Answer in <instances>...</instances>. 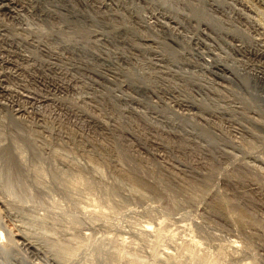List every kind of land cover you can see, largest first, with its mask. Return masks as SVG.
Segmentation results:
<instances>
[{
  "label": "rangeland",
  "instance_id": "374dc122",
  "mask_svg": "<svg viewBox=\"0 0 264 264\" xmlns=\"http://www.w3.org/2000/svg\"><path fill=\"white\" fill-rule=\"evenodd\" d=\"M14 1L17 14L0 11V84L17 91L0 94V148L8 153L5 158L0 150V196L15 215L0 221V228L15 219L41 242L27 221L47 220L54 225L47 241L65 240L78 253L66 256L65 264H90L101 251L97 258L103 251L121 252L124 259L137 252L150 264L163 248L181 246L189 233L200 243L195 254L216 258L214 264H264V59L246 53L247 44L257 45L264 36V0ZM219 64L231 73L216 70ZM183 100L193 105L178 106ZM152 139H161L163 150L154 149ZM133 167L161 189L140 187L138 196L120 176ZM38 168L41 185L32 177ZM74 168L92 191L69 188L66 194L55 183L52 171ZM22 183L28 190L17 194ZM103 187L117 193L105 200ZM218 201L225 202L222 209ZM151 217L162 227L155 228L156 237L128 233ZM233 241L239 248L228 246ZM15 249L9 257L0 255V264H45ZM124 259L118 264L130 263Z\"/></svg>",
  "mask_w": 264,
  "mask_h": 264
},
{
  "label": "bare ground",
  "instance_id": "6f19581e",
  "mask_svg": "<svg viewBox=\"0 0 264 264\" xmlns=\"http://www.w3.org/2000/svg\"><path fill=\"white\" fill-rule=\"evenodd\" d=\"M99 2V1H98ZM108 4V3H107ZM100 5H104L103 3H101ZM16 6H17V4H16V1H14V0H0V11H3V12H6V13H8V14H10V15H12V14H17V11H16ZM105 6V5H104ZM99 7V6H98ZM100 8V7H99ZM256 9V8H255ZM236 10V9H235ZM195 13V12H194ZM195 15H197V14H195ZM21 16V15H20ZM199 16V15H198ZM241 17V16H240ZM169 19V18H168ZM156 20V19H155ZM240 20V19H239ZM211 21V20H210ZM242 22H244L245 24H247L246 23V21H242ZM1 28V27H0ZM254 28V27H253ZM3 29V28H2ZM83 31V30H82ZM81 31V32H82ZM253 31H257V29H254ZM259 31V30H258ZM58 32V31H57ZM79 32V31H78ZM59 33V32H58ZM258 33V32H257ZM261 33V32H260ZM262 33H264V31L262 32ZM261 33V34H262ZM80 34V33H79ZM83 34V33H82ZM82 34H80V35H82ZM258 35V34H257ZM260 35V34H259ZM38 37V36H37ZM231 39L232 40H234V41H238V39H237V37L236 36H233L232 35V37H231ZM147 40V39H146ZM257 40V42H258V44L257 45H252V44H250V45H248L247 44V52L246 53H249V54H252L253 56H254V58L256 57L257 59L259 58L260 60L261 59H264V36L262 35V36H259V38H257L256 39ZM149 42V41H148ZM239 42V41H238ZM255 42V41H254ZM256 42V43H257ZM235 45H237V44H235ZM240 44H238L237 46H239ZM244 45V44H243ZM242 47V46H241ZM241 47L239 46V47H237L238 49V51L239 50H241ZM245 47V46H244ZM243 47V48H244ZM242 48V49H243ZM49 50V49H48ZM241 51H244V50H241ZM162 53V52H161ZM215 68H216V70H218V71H221V72H223L224 74L226 73V74H228V73H231L230 71H229V68H226L225 66H223V65H216V66H214ZM109 71V73H113L112 71H110V70H108ZM115 72V71H114ZM261 72H263V71H261ZM260 72V73H261ZM263 74V73H262ZM2 76V75H1ZM4 78H2V80H3ZM241 80V79H240ZM1 81V80H0ZM4 81V80H3ZM3 84H5V83H3ZM222 86V85H221ZM226 86V85H225ZM65 87V86H64ZM63 88V87H62ZM232 88V87H231ZM202 91V90H201ZM0 94L2 95V97H3V95H5V96H9V95H16L17 94V91H15V90H11V89H9L8 88V86H4V85H2V84H0ZM20 94V93H19ZM4 96V97H5ZM20 96L21 97H25L27 100L29 99V100H31L32 99V97L31 96H29V95H21L20 94ZM17 97V96H16ZM42 98V97H41ZM44 98H46V97H44ZM22 99V98H21ZM48 99V98H47ZM47 99H41V101H46ZM227 100V99H226ZM38 101H40V100H38ZM184 100H183V102H178L177 104H178V106H180V107H183V108H187V109H189L192 105L191 104H184ZM186 103V102H185ZM191 105V106H190ZM19 108V107H18ZM23 109V108H22ZM17 110V109H16ZM24 110V109H23ZM192 110V109H191ZM249 111V110H248ZM261 111V110H260ZM20 112V110H17V113H19ZM251 112V111H250ZM20 113H23V112H20ZM18 115H20V114H18ZM196 115V114H195ZM202 115V114H201ZM261 116V115H260ZM259 116V117H260ZM92 119V118H91ZM210 119V118H209ZM194 129V128H193ZM108 131V130H107ZM234 134V133H233ZM155 135V134H154ZM180 135V134H179ZM242 135V134H241ZM255 135V134H254ZM148 136V135H147ZM0 137H2L1 136V134H0ZM146 137V136H145ZM153 137V136H152ZM148 138V137H147ZM161 140V139H160ZM159 140V141H160ZM28 141V140H27ZM159 141H157L156 139H152V140H150L149 141V143H150V145L154 148V149H156V150H163V148L165 147V146H163V144L161 143V142H159ZM185 141V140H184ZM29 142V141H28ZM250 145V144H249ZM252 145V144H251ZM16 146V145H15ZM19 146V145H18ZM28 146V145H27ZM101 146V145H100ZM173 146V145H172ZM20 147V146H19ZM16 148V147H15ZM18 148V147H17ZM106 148V147H105ZM7 149V148H6ZM0 150L2 151L3 150V152H5L4 151V148L3 149H1L0 148ZM16 150V149H15ZM18 150H20L19 148L17 149V151ZM22 150V149H21ZM7 151H8V149H7ZM16 151V152H17ZM37 151V150H36ZM2 152V153H3ZM13 152H14V150H13ZM126 152H127V150H126ZM18 153V152H17ZM56 153V152H55ZM118 153V152H117ZM122 153V152H121ZM6 154V155H5ZM5 158H6V156H7V154L8 153H6L5 152ZM15 155H17L16 153H14ZM19 154V153H18ZM127 154V153H126ZM232 154V153H231ZM9 155H11V152H10V154ZM15 155H14V158H17V157H15ZM20 155V154H19ZM19 155H17L18 157H19ZM121 155V154H120ZM119 155V156H120ZM125 155V154H124ZM128 155V154H127ZM3 156V155H2ZM126 156V155H125ZM10 157V156H9ZM9 157H7V159L9 158ZM12 157V156H11ZM10 157V158H11ZM122 157V156H121ZM124 157V156H123ZM130 157V156H129ZM62 158V157H61ZM215 158H216V156H215ZM13 158H11V160H12ZM19 158H17V159H15V163H17L18 164V162L20 161V159L18 160ZM68 159V158H67ZM10 160V161H11ZM13 161V160H12ZM8 163H9V161H7ZM7 163V164H8ZM50 163V162H49ZM10 164H11V162H10ZM76 164V163H75ZM2 165V164H1ZM12 165V167H13V165L14 164H11ZM72 165V164H71ZM94 165V164H93ZM138 165V164H137ZM9 166V165H8ZM91 166V165H90ZM140 166V165H139ZM21 167H22V165H21ZM55 167V166H54ZM71 167V166H70ZM70 167H69V169H70ZM86 167V166H85ZM93 167V166H92ZM15 168V170L16 169H19L20 168V166H19V168H16V167H14ZM59 168V167H58ZM83 168V167H82ZM91 168V167H90ZM94 168V167H93ZM96 168H97V166H96ZM95 168V169H96ZM131 168V167H130ZM134 168V167H133ZM138 167H136V168H134V169H132V170H130V171H128V172H126L125 173V171H124V173H121V175L120 176H122L124 179H126L127 181H128V183L131 185V187H132V190L133 191H135V193L138 191V188H150V189H155L156 187L157 188H160V187H158V186H160V185H158L157 184V186H155L154 184H155V182H154V184H152V181H151V183L150 182H148V179L146 180V179H144L142 176H141V174L138 172V171H140V170H138L137 169ZM142 168V167H141ZM174 168V167H173ZM224 168V167H223ZM10 169V168H9ZM12 169V168H11ZM42 169V168H41ZM40 168H38V170H36V171H34V172H36V173H34L33 174V180H34V182L36 183V185H41V176H42V170H41ZM88 169V168H87ZM192 169V168H191ZM6 170V169H5ZM19 170H21V169H19ZM19 170H17V171H19ZM92 169H90V171H91ZM125 170V169H124ZM129 170V169H128ZM149 170V169H148ZM193 170V169H192ZM47 171V170H46ZM76 171H77V173H78V171H80L79 169H76L75 170V168L74 169H72V171H68V170H66V171H52V173H53V175L52 174H50V175H52V177H53V179L56 181L55 183L58 185V184H60L61 185V188H63V190L65 191H68V189L69 188H79V189H83V190H86V191H92L93 189H94V187L90 184V183H88V181L87 180H85V179H83L82 178V174H79L78 173V175L76 174ZM81 171H82V169H81ZM85 171H87V170H85ZM89 171V170H88ZM120 171V170H119ZM118 171V172H119ZM157 171V170H156ZM10 172V171H9ZM21 172V171H20ZM100 172V171H99ZM121 172V171H120ZM123 172V171H122ZM22 173H24L22 176L24 177V176H26L25 175V172L24 171H22ZM142 173V172H141ZM19 174L20 173H18V176H19ZM27 174H29V173H27ZM154 174H155V172H154ZM17 175V174H16ZM92 175V174H91ZM93 175H97L98 176V172H96L95 170H93ZM143 175V174H142ZM152 175V174H151ZM156 175V174H155ZM5 176V175H4ZM118 176V175H117ZM173 176V175H172ZM29 177V176H28ZM169 177V176H168ZM207 177V176H206ZM3 178V177H2ZM18 178V177H17ZM94 178V177H93ZM96 178V177H95ZM95 178H94V180H95ZM99 178V177H98ZM98 178H96V179H98ZM112 178V177H111ZM119 178V177H118ZM167 178V177H166ZM174 178V177H173ZM10 179H11V177H10ZM15 179V178H14ZM100 179H102L101 177H100ZM100 179H98V180H100ZM116 179V178H115ZM123 179V180H124ZM9 180V179H8ZM16 180V179H15ZM20 180V179H19ZM25 180V179H24ZM53 180V181H54ZM92 180V179H91ZM112 180V179H111ZM120 180V179H119ZM118 180V181H119ZM163 180V179H162ZM3 181V180H2ZM10 181V180H9ZM18 181V180H17ZM20 181H22V180H20ZM52 181V182H53ZM117 181V180H116ZM126 181V182H127ZM184 181V180H183ZM201 181V180H200ZM203 181V183L205 182L204 180H202ZM4 182V181H3ZM93 182H95V181H93ZM97 182V181H96ZM123 181H121V183H122ZM207 182V181H206ZM34 183V184H35ZM118 183V182H117ZM202 183V184H203ZM208 183V182H207ZM4 184V183H3ZM7 184V183H6ZM14 184H16L15 182H14ZM99 184V183H98ZM116 184V183H115ZM119 184V183H118ZM171 184V183H170ZM186 184V183H185ZM199 184H201V183H199ZM211 184V183H210ZM209 184V185H210ZM9 185V184H8ZM19 185V184H18ZM59 185V186H60ZM120 185V184H119ZM128 185V184H127ZM206 185V184H205ZM4 186V185H3ZM27 186H28V184H27ZM115 186V185H114ZM198 186V185H197ZM202 186V185H201ZM207 186H208V184H207ZM7 187V186H6ZM115 187H117V186H115ZM125 187V186H124ZM182 187V186H181ZM191 187V186H190ZM190 187L188 188L189 189V191L190 190H193V189H190ZM206 187V186H205ZM211 187V186H210ZM1 188H5V187H1ZM0 188V189H1ZM40 188V187H39ZM100 188V187H99ZM102 188V187H101ZM114 188V187H113ZM127 188V187H126ZM140 188V189H141ZM171 188V187H170ZM206 188H209V187H206ZM26 189V187L24 188V185H23V183L22 184H20V186L16 189V190H18L17 191V194H18V192H23V190H25ZM114 189H117V188H114ZM161 189V188H160ZM203 189V188H202ZM9 190V189H8ZM26 190H28V188L26 189ZM102 190V194L101 195H103V197L102 198H105V196H108V195H114V192L116 191H114V190H111V189H109V188H104L103 187V189H100V191ZM119 190V189H118ZM131 190V191H132ZM157 190H159V189H157ZM187 190V189H186ZM199 190V189H198ZM211 190V189H210ZM10 191V190H9ZM12 191H14L13 190V188H12ZM11 191V192H12ZM46 191V190H45ZM65 191V192H66ZM85 191V192H86ZM96 191V190H95ZM114 191V192H113ZM119 191H121V190H119ZM132 191V192H133ZM139 191H142V190H139ZM138 191V192H139ZM153 191V190H152ZM177 191V190H176ZM185 191V190H184ZM8 192V191H7ZM16 191H14V193H15ZM21 192H20V194H21ZM48 192V191H47ZM72 192V191H71ZM81 192V191H80ZM87 192V193H88ZM155 192V191H154ZM153 192V193H154ZM157 192H159L160 193V191H156L155 192V194L157 193ZM172 192V191H171ZM183 192V191H182ZM192 192V191H191ZM194 192V191H193ZM200 192V191H199ZM27 193V192H26ZM115 193H117V192H115ZM134 193V192H133ZM185 193H187V191L185 192ZM190 193V192H189ZM194 193H196V192H194ZM202 193V192H201ZM7 194V193H6ZM12 194V193H11ZM23 194V193H22ZM25 194V193H24ZM29 194V193H28ZM46 194V193H45ZM66 194H68L67 192H66ZM73 194V193H72ZM83 194V193H82ZM90 195L92 194V193H89ZM100 194V193H99ZM137 194V193H136ZM139 194V193H138ZM137 194V195H138ZM141 194V193H140ZM188 194V193H187ZM0 195H1V192H0ZM30 195V194H29ZM84 195V194H83ZM129 195V194H128ZM142 195V194H141ZM189 195V194H188ZM204 195V194H203ZM213 195V194H212ZM2 196V195H1ZM0 196V221L1 222H3V220H5V218L8 220V221H11V216L12 215H15V214H13L12 212V210H11V208H9L8 206H10L9 205V203H7V200H4V198H2ZM79 196V195H78ZM77 196V197H78ZM93 196V195H92ZM98 196V195H97ZM139 196V195H138ZM143 196V195H142ZM175 196V195H174ZM190 196H191V194H190ZM194 196V195H193ZM202 196V195H201ZM207 196H208V194H207ZM214 196V195H213ZM14 197V196H13ZM87 197V196H86ZM117 197V196H116ZM130 197V196H129ZM134 197V196H133ZM157 197V196H156ZM165 197V196H164ZM210 197V196H209ZM220 197V196H219ZM219 197H218V199H219ZM19 198V197H18ZM28 198V197H27ZM70 198V197H69ZM142 199H143V197H141ZM148 198V197H147ZM159 198V197H158ZM182 198V197H181ZM207 198V197H206ZM211 198H212V196H211ZM20 199V198H19ZM29 199V198H28ZM27 199V200H28ZM75 199V198H74ZM87 199H89V198H87ZM87 199H86V201H87ZM107 199V197L105 198V200ZM110 199V198H109ZM121 199V198H120ZM152 199V198H151ZM177 199V198H176ZM209 199V198H208ZM213 199H216V196H215V198H213ZM213 199L211 200V202H213ZM223 199V198H222ZM235 199V198H234ZM114 200V199H113ZM132 200V199H131ZM135 200V199H134ZM139 200V199H138ZM226 199H224V201H225ZM76 201V200H75ZM92 201V200H91ZM104 201V200H103ZM210 201V200H209ZM208 201V202H209ZM222 201V200H221ZM217 202V205L222 209V207H224V203L226 202ZM9 202V201H8ZM26 202V201H25ZM72 202H73V199H72ZM147 202V201H146ZM228 202V201H227ZM232 202V201H231ZM83 203V202H82ZM117 203V202H116ZM119 203V202H118ZM233 203V202H232ZM209 204H211L210 202H209ZM214 204V203H213ZM228 204V203H227ZM227 204H225L226 206H227ZM229 204L231 205V203L229 202ZM23 205V204H22ZM76 205V204H75ZM87 205H89V204H87ZM99 205V204H98ZM208 205V204H207ZM74 206V205H73ZM91 206V205H90ZM93 207L95 206V204L93 203V205H92ZM245 206H247V205H245ZM13 207V206H12ZM78 207V210L80 209L79 208V205L77 206ZM81 207V206H80ZM83 207V206H82ZM119 207V206H118ZM128 207V206H127ZM214 207H216V206H214ZM232 207V206H231ZM230 207V208H231ZM242 207V206H241ZM240 207V209H243V207L241 208ZM95 208V207H94ZM99 208V207H98ZM102 208V207H101ZM113 208V207H112ZM210 208H213V207H210ZM225 208H227V211H228V207H225ZM232 208H234V207H232ZM245 208V207H244ZM247 208V207H246ZM246 208H245V210H246ZM83 208H81V210H82ZM90 209V208H89ZM124 209V208H123ZM208 209V208H207ZM216 209V208H215ZM215 209H212V210H214L215 212H216V210ZM235 209V208H234ZM237 209V208H236ZM239 209V208H238ZM15 210H18L17 208H15L14 209V211ZM80 210V211H81ZM113 210V209H112ZM117 210V209H116ZM230 210V209H229ZM248 210V209H247ZM12 211V212H11ZM19 211V210H18ZM86 210H83V212H85ZM92 211V210H91ZM142 211V210H141ZM213 211V212H214ZM224 211V210H223ZM225 211H226V209H225ZM224 211V212H225ZM227 211H226V213H227ZM232 211V210H231ZM231 211H228V212H231ZM238 211V210H237ZM240 211V210H239ZM242 211H244V209L242 210ZM23 212V211H22ZM94 212H96V211H94ZM100 212H102V211H100ZM175 212V211H174ZM211 212V211H210ZM217 212H219V211H217ZM241 212V211H240ZM249 212V211H248ZM248 212H246L245 211V213H248ZM16 213H18V212H16ZM21 213V212H20ZM88 213V212H87ZM239 213V212H238ZM237 213V214H238ZM244 213V212H243ZM26 214V213H25ZM91 214V213H90ZM92 214H94L93 212H92ZM97 214H98V212H97ZM102 213H100L99 215H101ZM106 214V213H105ZM171 214V213H170ZM220 214V213H219ZM229 214V213H228ZM234 214V213H233ZM237 214H236V217L237 218H239V217H241V216H237ZM240 214V213H239ZM242 214V213H241ZM249 214V213H248ZM19 215H23V214H19ZM108 215V214H107ZM221 215V214H220ZM235 215V214H234ZM233 215V216H234ZM243 215H245V214H243ZM25 216V215H24ZM164 216V215H163ZM230 216V215H229ZM229 216H228V218H229ZM16 217V216H15ZM14 216H13V218H15ZM42 217V216H41ZM40 217V218H41ZM149 217V216H148ZM245 217V216H244ZM26 218V217H25ZM47 218H48V216H47ZM125 218V217H124ZM152 218V217H151ZM164 218V217H163ZM166 219V218H165ZM231 219H233V218H231ZM234 219H236V218H234ZM243 218H241V220H242ZM245 219V218H244ZM6 220V221H7ZM52 220V219H51ZM14 221H15V219H14ZM13 221V223L11 224V222H10V227H8V228H6V227H3V228H0V255H2V257H5L6 255H8V253H10L12 250H13V248H14V246L16 247V249L17 248H21V249H23V253H24V251L26 252V253H28V254H30L31 256H35V257H38V258H40L45 264H65L66 263V261H67V263L70 261L68 258V260L66 259V256H70V255H72L73 256V250L71 249V248H69V244L67 245V243L66 244H62L63 242L65 243V240L63 241V242H58V243H56V242H53V241H51L50 239V241H47V239H48V237H47V239L44 237L48 232L49 233H51L50 231H52V227L54 226H52V227H50V226H48L47 224H46V221H45V219H38V217H30V219H28V221L27 220H24V221H27L29 224H30V226H31V228H34V231H35V229H37L38 231H39V233H41V234H39V235H37L38 237H40L41 238V242H40V240H38L37 238H35L33 235H31L30 234V232L31 231H29V233L26 231V230H23V229H21V227H18L16 224H14L15 222ZM16 221H18V220H16ZM54 221H56V220H54ZM54 221H52V222H54ZM75 221V220H74ZM73 221V222H74ZM100 221V220H99ZM159 221H161L160 219H159ZM236 221V220H235ZM245 221V220H244ZM0 222V223H1ZM51 222V223H52ZM182 222V221H181ZM243 222V221H242ZM247 222V221H246ZM246 222H244L245 224H246ZM249 222V221H248ZM247 222V224H249L250 226H251V222H249L248 223ZM48 223V222H47ZM97 223V222H96ZM241 223V222H240ZM244 223H241V225L242 224H244ZM255 223H256V221H255ZM50 224V223H49ZM73 224V223H72ZM101 224V223H100ZM100 224H98V225H100ZM158 224H160V223H157V221L156 220H154L153 218L151 219V220H149L148 222L146 221L144 224H141L139 227L138 226H136L135 228V231H127L128 233H130V235L131 236H133L134 238L135 237H143L144 238V236H150V235H152V233L153 232H155L156 234H157V232H159L158 230H156V229H159L158 227L160 226H157ZM176 224H178V223H176ZM186 224V223H185ZM237 224V223H236ZM246 224V225H247ZM21 225V224H20ZM77 225V224H76ZM97 225V224H96ZM129 225V224H128ZM162 225V224H161ZM240 225V224H239ZM238 225V226H239ZM258 225V224H257ZM29 225H28V227H30ZM102 226V225H101ZM132 226V225H131ZM167 226V225H166ZM165 226V227H166ZM187 226H188V224H187ZM253 226H255V224H254V222H253ZM27 227V226H26ZM84 227V226H83ZM97 227V226H96ZM100 227V226H99ZM104 227V226H103ZM157 227V228H156ZM249 227V226H248ZM252 227V226H251ZM261 227V226H260ZM22 228H24V227H22ZM132 228V227H131ZM131 228H128V229H131ZM134 228V227H133ZM156 228V229H155ZM162 227H160V229H161ZM242 228V227H241ZM254 227H252V229H253ZM256 228H257V226H256ZM102 229V228H101ZM112 229H114V228H112ZM117 229V228H116ZM115 229V230H116ZM159 229V230H160ZM167 229V228H166ZM246 229V226H245V228H244V226H243V230H245ZM255 229V228H254ZM28 230V229H27ZM114 230V231H115ZM119 230V229H118ZM122 230V229H121ZM120 230V231H121ZM211 230V229H210ZM242 230V231H243ZM247 230V229H246ZM245 230V233L247 232ZM37 231V232H38ZM101 231V230H100ZM107 231V230H106ZM248 231H249V229H248ZM53 232V231H52ZM103 232V231H102ZM124 232H126V231H124ZM253 232V231H252ZM33 233V232H32ZM35 233V232H34ZM105 233V232H104ZM103 233V234H104ZM108 233V232H107ZM111 233V232H110ZM118 233H121V232H118ZM128 233H126V234H128ZM160 233V232H159ZM178 233V232H177ZM109 234V233H108ZM116 234V233H115ZM124 234V233H123ZM156 234H154L153 233V235H155V236H153V238L154 237H156L157 235ZM166 234V233H165ZM168 234V233H167ZM190 234V233H189ZM189 234H187V236H190L191 237V235H189ZM252 234V233H251ZM104 235H106V234H104ZM114 235V234H113ZM120 236H121V234H119ZM125 235V234H124ZM123 235V236H124ZM160 235V234H159ZM172 235V234H171ZM195 235V234H194ZM48 236V235H47ZM60 236V235H59ZM117 236H118V234H117ZM162 236V235H161ZM193 236V235H192ZM198 236V235H197ZM201 236V235H200ZM199 236V237H200ZM215 236V235H214ZM73 237V236H72ZM79 237V236H78ZM94 237V236H93ZM116 237V236H115ZM130 237V236H129ZM138 237V238H139ZM160 237V236H159ZM183 237V236H182ZM188 238V237H184L183 238V240H182V245L181 246H178V245H175V243H174V245H169V246H167L165 249L163 248L162 250H160V252L157 254L158 256H156L153 252H152V254H154L156 257H155V259L154 258H152V257H154L153 255L151 256V258H152V261H153V259H154V261L152 262L151 260V262H150V264H181V263H183V264H209V262L210 261H212V263L214 264V262L213 261H215L216 260V258H215V260H210V261H207V258H205V257H203L202 255H204V254H200V255H197V254H195V251H193L192 249L194 248V247H196V246H198L200 243H198V241L199 240H197L196 238H195V236L193 237V238ZM85 238V237H84ZM87 238V237H86ZM106 238V237H105ZM109 238V237H108ZM123 238V237H122ZM142 238V239H143ZM146 238V237H145ZM207 238V237H206ZM71 239H73V238H71ZM75 239V238H74ZM93 239V238H92ZM110 239H112V238H109V240ZM120 239V238H119ZM127 239V238H126ZM137 239V238H136ZM152 239V238H151ZM150 239V240H151ZM172 239V238H171ZM180 239V238H179ZM182 239V238H181ZM75 240H77V239H75ZM108 240V239H107ZM123 240L124 239H120L119 240V246H121V242L120 241H122V243H123ZM140 240V239H139ZM157 240V239H156ZM79 241V240H78ZM88 241V240H87ZM99 241V240H98ZM97 241V242H98ZM105 241V240H104ZM113 242L114 241H117V240H112ZM111 241V242H112ZM135 241V240H134ZM149 241V240H148ZM264 241V240H263ZM42 242H44V244H45V247H44V245H42L41 243ZM106 242V241H105ZM110 241H109V244L111 243ZM113 242H112V244H113ZM126 242H127V240H126ZM137 242V241H136ZM139 242V241H138ZM141 242V241H140ZM167 242V241H166ZM170 242V241H169ZM234 242V243H233ZM233 242H231L230 243V245H228V246H230V248L232 249V250H234V249H236L238 246L236 245V243H235V241H233ZM69 243H70V241H69ZM129 243H131V242H129ZM151 243V242H150ZM157 243V242H156ZM180 243V242H179ZM206 243V242H205ZM208 243V242H207ZM263 243V242H262ZM97 244V243H96ZM100 244V243H99ZM98 244V245H99ZM105 244V243H104ZM170 244V243H169ZM172 244V243H171ZM178 244V243H177ZM116 245V244H115ZM118 245V244H117ZM116 245V246H117ZM125 245V244H124ZM124 245H123V247H124ZM126 245H128V244H126ZM125 245V246H126ZM134 245H135V243H134ZM154 245V244H153ZM202 245V244H201ZM227 245V244H226ZM76 246V245H75ZM101 246V245H100ZM110 246H111V244H110ZM114 246V245H113ZM112 246V247H113ZM130 246V245H129ZM157 246V245H156ZM203 246V245H202ZM206 246V248H207V245H205ZM213 246V245H212ZM224 246V245H223ZM237 246V247H236ZM118 247V246H117ZM117 247H115V248H117ZM123 247H122V249H123ZM133 247V246H132ZM161 247H163V246H161ZM227 247V246H226ZM77 248V247H76ZM83 248V247H82ZM89 248V247H88ZM110 248V247H109ZM114 248V249H115ZM119 249H120V247H118ZM127 248V247H126ZM135 248V247H134ZM140 248V247H139ZM157 249L159 248V247H156ZM199 248H200V246H199ZM224 248V247H223ZM239 248V247H238ZM15 249V251H17ZM20 249V250H21ZM78 249H79V247H78ZM93 249V248H92ZM104 249V248H103ZM102 249V250H103ZM125 249V248H124ZM130 249V248H129ZM128 249V250H129ZM180 250V252H178L179 250ZM203 249V248H202ZM19 250V251H20ZM74 250H75V248H74ZM77 250V249H76ZM86 250V249H85ZM98 250L100 251V249L98 248ZM117 250V249H116ZM126 250V249H125ZM127 250V251H128ZM132 250V249H131ZM131 250H129V251H131ZM134 250V249H133ZM133 250H132V252H133ZM152 250V249H151ZM155 250V249H154ZM186 251V252H182V251ZM196 250V249H195ZM224 251H225V249H223ZM245 250V249H244ZM19 251H17V253L19 252ZM78 251V250H77ZM119 251H122L121 249L119 250ZM122 252V254L123 253H127L128 255L130 254V252ZM157 251V250H156ZM159 251V250H158ZM176 251V252H175ZM197 251V250H196ZM223 251V252H224ZM229 251H230V249H229ZM14 252V251H13ZM102 252V251H101ZM101 252H98V253H101ZM186 253V258H185V260L183 261H181L180 260V258L178 257V254L179 253ZM206 252V251H205ZM212 252V251H211ZM220 252V251H219ZM237 252V251H236ZM77 253V252H76ZM75 252H74V254H76ZM96 253V252H95ZM98 253H97V255H98ZM105 252L103 251V253H102V255L104 254ZM113 253H115V254H113ZM113 253H108L107 255H101V254H99V256L100 257H98L97 258V255H96V259L93 261V260H91L92 262H87V263H90V264H118V259L119 260H121L122 261V259H124L123 258V256L120 258V256H119V254L121 255V252L119 253V252H113ZM119 253V254H118ZM134 253H136L137 254V252H133V254L131 253L130 254V257H127V255H125L124 257H125V259H127L128 260V258H129V260H130V263L131 264H139V261H146V259H142V257H140L139 256V254L137 255L138 257H136V255L134 254ZM149 253H151L150 251H149ZM214 253H216V252H214ZM78 254V253H77ZM223 254V253H222ZM24 255V254H23ZM133 255V256H132ZM135 255V256H134ZM151 254H149V256H150ZM206 255V254H205ZM212 255V254H211ZM25 256V255H24ZM179 256H182V255H179ZM8 257H9V255H8ZM23 257V256H22ZM93 257V256H92ZM141 258L140 260L138 259V258ZM183 257H185V255L183 256ZM211 257V256H210ZM209 257V258H210ZM12 258V257H11ZM24 258V257H23ZM147 258V257H146ZM150 258V257H149ZM148 258V259H149ZM213 258V257H212ZM233 258V257H232ZM0 259H1V257H0ZM4 259V258H3ZM7 259V258H6ZM27 259V258H26ZM73 259V258H72ZM124 259V261H126ZM211 259V258H210ZM221 259V258H220ZM239 259V258H238ZM22 260V259H21ZM90 260V259H89ZM253 260V259H252ZM6 261V260H5ZM7 261H10V260H7ZM72 261V260H71ZM74 261V260H73ZM121 261H120V263H121ZM123 261V262H124ZM144 261V262H145ZM217 261H218V259H217ZM239 261V260H238ZM245 260H243V262H244ZM3 262V261H2ZM127 262V261H126ZM144 262H142L143 264H144ZM180 262V263H179ZM231 262V261H230ZM234 262V261H233ZM248 262V261H247ZM251 262V261H250ZM9 263V262H8ZM25 263V262H24ZM130 263H128V264H130ZM239 263V262H238ZM241 263V262H240ZM2 264V263H1ZM4 264V263H3ZM29 264H31V263H29ZM40 264V263H39ZM86 264V263H85ZM145 264H147V261L145 262ZM216 264V263H215Z\"/></svg>",
  "mask_w": 264,
  "mask_h": 264
}]
</instances>
